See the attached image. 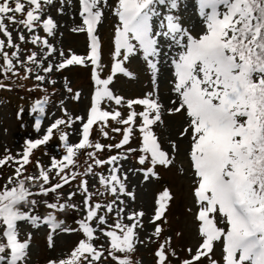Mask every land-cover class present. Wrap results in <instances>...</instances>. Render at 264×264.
Segmentation results:
<instances>
[{
  "label": "snow or ice",
  "instance_id": "6c2138e0",
  "mask_svg": "<svg viewBox=\"0 0 264 264\" xmlns=\"http://www.w3.org/2000/svg\"><path fill=\"white\" fill-rule=\"evenodd\" d=\"M78 3L82 24L72 31L86 32L87 56H65L60 51L61 61L49 62L45 67L44 62L57 53V49L49 39L36 34V30L41 29L47 37L56 35L58 22L45 7L55 6L54 0H0V34L6 38L0 39V75H18L19 65L25 69L27 79L34 71L28 65L51 74L90 62L96 86L86 122L82 116L58 118L42 138L26 142L19 160L11 155L0 158V166L8 162L19 165L15 176L0 190V264H30L32 233H26V238L21 240L18 222L34 229L41 226L50 229L47 235L50 249L56 246L54 234H81L82 238L64 258L49 259L48 264H108L109 259L112 264H132L130 254L143 243L138 235L139 230L146 231L142 219L145 212H128V203L122 199L135 200L134 192L129 191L126 184L127 172L121 175L122 162L139 152L136 162L141 167L129 171L142 173L145 181L158 178L157 166L167 168L173 164L169 152L153 131V126L161 122L163 105L157 98L158 87L155 86L163 66L171 70V91L176 97L171 101L174 107L168 112L185 117V126L179 135L189 139L188 156L195 185L192 195L200 238L195 253L191 254L189 248V258L180 264H201L204 259L208 264H221L213 258L217 244L221 246L222 264H264V0H194V4L191 0H114L113 4L109 0H78ZM109 8L118 22L114 29L110 74L101 78L104 65L101 44L95 33ZM18 15L21 19H17ZM192 15H198L203 24V31L198 35H193L185 23H190ZM9 24L20 26L30 37L26 39L20 31L19 43H16ZM23 43L41 49V56L38 58L37 52L32 51L22 59L20 45ZM5 49L12 51L9 54ZM138 55L151 71L154 89L143 98L125 100L109 86L117 74L134 78L125 64ZM35 80L43 83L46 76L36 74ZM48 83L54 85L56 81ZM4 86L0 83V88ZM64 87L72 93L67 83ZM79 95L76 93L72 99H78ZM48 102L49 95L45 94L32 106V112L37 113V132L41 130ZM106 102L118 107L106 110L101 107ZM137 106L143 110L137 111ZM120 107L127 108L126 116ZM76 121L81 122L82 128L78 143L72 144L68 133L60 131V126L72 128ZM109 121L119 127H112ZM94 125L99 126L105 139L110 138L105 131L109 127L122 138L115 144L94 142L90 139ZM54 130L59 131L66 154L60 159L53 157L47 168L37 161L38 176L24 175L33 150L49 142ZM136 133L139 148H126ZM105 149L120 151L106 159L99 158L97 154ZM171 149L177 150L175 142L171 143ZM82 150L92 163L87 164L83 172L73 171L78 167L77 157ZM105 166L107 175L94 170ZM52 173L59 182L51 184ZM77 176L98 178L99 188L92 192L87 179L80 181L77 191L83 197L86 214L76 221L78 228L72 229L54 213L79 210L71 203L76 191L69 192L65 202H60L62 194L58 191ZM37 183L36 192L26 186ZM105 194L111 195L110 202L92 203L94 196ZM50 195L52 202L47 199ZM171 198L169 190L165 189L155 200L150 223L154 225L153 236L157 238L163 231L157 222L163 220ZM40 205L49 210L43 217L34 211ZM109 214H114V224H109ZM98 233L106 239L107 247L95 244L100 238ZM169 246L170 239L158 245L155 264H170L169 255L176 253H169Z\"/></svg>",
  "mask_w": 264,
  "mask_h": 264
},
{
  "label": "rangeland",
  "instance_id": "374dc122",
  "mask_svg": "<svg viewBox=\"0 0 264 264\" xmlns=\"http://www.w3.org/2000/svg\"><path fill=\"white\" fill-rule=\"evenodd\" d=\"M191 2L194 4V0H191ZM109 3L113 4L114 0H109ZM54 4L55 6L46 5L45 7L58 22L59 26L56 30V35L54 37H47L41 29L37 28L36 30V34L40 35L42 38L49 39V42L57 49V53L53 54L52 57H49L48 60L44 62L45 67L49 62L55 64L61 61L62 58L59 57L60 51H63L65 56L76 54L85 57L89 51V41L86 32L80 33L72 31V29L82 24V20L78 14V0H54ZM192 11L193 9L190 8L189 13ZM17 19H21V17L18 15ZM117 22V18L112 15L111 9L109 8L105 10V15L96 29L95 34L101 44V62L104 65V70L100 74L101 78H106L110 74L112 53L114 51V29ZM185 23L189 26L193 35H198L203 31V24L198 15H192L190 23L188 21H185ZM8 27L12 31L13 40L16 43H19L18 35L20 31H23L26 39L30 37V33L23 30L18 25L13 26L9 24ZM0 39L6 40L2 34H0ZM20 47L23 52L22 59L32 51L37 52L38 58L41 56V49L30 43H23ZM5 50L8 51L9 54L12 51V49ZM0 63H2V58H0ZM165 65H167V61H165ZM28 66L32 67L34 71L28 75L27 79L24 78V81H29L36 87L39 85V87L45 88L46 90V93L45 90H42V92L33 90L34 94L38 96H44L45 94L49 95V102L45 105V118L41 120V130L37 132L35 129L37 113L32 112V106L36 100L30 97L29 86L23 85L21 82H11V87L16 89L19 88V91H17L18 94L15 93L14 96L11 94L10 90H0V158H3L5 155H11L15 160H19L22 157L26 142L42 138L47 128L58 118L67 120L68 116H71L73 119H75L76 116H82L85 122L87 119V112L91 105V97L96 87L91 76L92 66L90 62H86L84 65H71L60 72H53L51 74H45L42 70L36 69L33 65ZM125 67L133 74L134 78L117 74L109 86L114 94L120 95L127 100L143 98L148 92L153 91L154 85L152 84L151 71L147 69L141 56L131 57L130 60L126 62ZM17 73L18 75L16 76L18 77H20V74H23L24 77L26 75L25 69L19 65H17ZM36 74L45 75L46 81L43 83L37 82L35 80ZM0 77L6 79L12 78L13 76L5 77L4 75H0ZM50 80H55L56 83L54 85L48 83ZM172 81L173 76L171 75V70L167 66H163L160 73H158L157 86H155L158 87L157 98L163 105L161 110V122H157V124L153 126V131L157 135L162 147L169 152L170 157L173 159V164L167 168L157 166L156 172L158 173V178L145 181L142 173L129 171V169L141 167L136 162L139 152L130 155L127 161L122 162L123 171L121 175L127 172L128 179L126 184L128 190L134 192L135 200L131 201L125 197H122V199H125L128 203V212L133 210H143L145 212V216L142 219L146 231L139 230L138 239L143 241V243L138 244L136 251L133 252L135 256L134 259H132V264H155L156 258L154 253L158 245L169 239L170 246L168 247V251L169 253L172 251L176 253L175 256L169 255V262L170 264H180L183 259L189 258L190 253L188 249L191 248V254H194L200 243L197 231L198 222L195 220L197 207L192 195L195 185L194 175L188 156L190 151L189 139L181 138L179 135L185 126V117L182 114H169L168 112V109L174 107L171 101L176 99L175 94L171 91ZM9 82L10 81L7 80V83ZM65 83L72 88V93L66 91L64 87ZM76 93L80 94L79 98L72 99ZM20 97H24L26 100L30 101H21ZM101 107L106 110H111L118 106L114 103L109 106L106 102L103 103ZM119 110L126 116V107H120ZM136 110L141 111L143 109L141 106H137ZM65 113H67V115ZM137 123H139V121H137ZM109 124L112 127H119V125L112 124L111 121H109ZM81 128V122L76 121L72 128L60 126V131L68 133L69 142L75 144L78 143L80 139L79 133ZM105 131H108L109 139L102 137L99 126L94 125L91 133L92 137H94L93 141L107 145L115 144L122 138L121 134L113 133L110 127L106 128ZM172 142H175L177 145L176 151L171 149ZM125 147L138 149L139 134L136 133L132 142ZM34 151V158L24 167V175L38 176L39 169L37 168V161H39L40 165L47 168L50 166L53 157L60 159L62 155L66 154L62 147V142L59 140V131L57 130L53 131V135L49 142L39 146L38 149L33 150V152ZM118 151L120 150L113 149L109 152L105 149L102 153H98L97 155L101 159H106L110 155L117 154ZM81 153L87 158L85 151L82 150L80 154ZM79 159L80 163L78 166L83 172L87 164L92 163V161L87 158L89 162L85 164L84 159ZM18 166L19 165L14 162H8L4 166H0V190H3L4 185L8 183L10 177L15 176V168ZM144 167H147V165ZM94 170L107 175V166ZM50 178L51 184L58 180V177H56L54 173L50 174ZM83 179L89 181V190L96 192L99 188L98 178L94 179L92 177L82 176L81 180ZM81 180L75 181L58 190L62 194L60 202H65L67 200V194L69 192H77L71 203H74L79 210L66 209L64 212L54 213L58 220H63L65 226L72 229L78 228L76 221L82 219L86 214L83 209V197L79 191H77ZM26 186L32 189L33 187H38V183ZM165 189L169 190L172 198L168 202V208L163 220L157 222L160 223L163 228L160 237L157 238L153 236L154 225L150 223V219L154 215L156 206L155 200ZM100 190L103 191V189ZM111 200V195L105 194L102 196V199H98L97 202L105 204ZM92 203L94 204L96 202ZM34 211L36 214L43 217L49 210L43 205H40ZM108 222L110 225L114 224V214H109ZM18 223L19 231L21 232V240L26 238V233H32L30 240V264H48L49 259L64 258L70 250L73 249L78 240L82 238L81 234L78 232L54 234L56 246L54 249H50L47 244V235L50 229L46 226L34 229L23 222ZM125 223H128V221L125 220ZM220 226L223 225L221 224ZM97 235L100 236V238L95 241V244L98 247H107V241L102 237V234L98 233ZM221 252V246L217 244L213 258L221 261L222 264ZM108 264H112L110 259ZM201 264H208V262L204 259L201 261Z\"/></svg>",
  "mask_w": 264,
  "mask_h": 264
},
{
  "label": "trees",
  "instance_id": "16d2710c",
  "mask_svg": "<svg viewBox=\"0 0 264 264\" xmlns=\"http://www.w3.org/2000/svg\"><path fill=\"white\" fill-rule=\"evenodd\" d=\"M9 77H12V75L11 74H9L8 75ZM20 77H18V76H13L12 78H6V79H4V78H2V77H0V83H3L5 86L4 87H7L8 86V88L9 89H11V91H12V93L13 94H15V93H17V91H19V88H13V87H11L10 86V83L11 82H15V83H17V82H21L23 85H26V86H29L30 87V97H32L34 100H37V99H39V98H43V96L42 95H36V94H34L33 93V90H38L37 92H42V90H45V88H41V87H36V86H34L31 82H29V81H24V76H23V74L21 75H19ZM13 79V80H12ZM7 80H9L10 82L9 83H7ZM18 94V93H17ZM42 94V93H41ZM20 99H21V101H27V102H29L30 100H26L24 97H20ZM32 102V101H31ZM35 103V102H34ZM90 139L91 140H94V137H92V135H90ZM34 156H35V151L33 152V154H31L30 155V162H31V160L34 158ZM79 158H82V159H84L87 163L89 162L88 160H87V158L85 157V155H81V156H79V157H77V160H80ZM75 170H77L76 168H75ZM81 176H77V178L75 179V181H78V178H80ZM74 181V180H73ZM32 191L33 192H36V191H38V187H33L32 188ZM52 197V195H50L47 199L49 200V202L50 201H52L53 200V198H51ZM134 256H135V254L134 253H131L130 254V260L132 261V259H134Z\"/></svg>",
  "mask_w": 264,
  "mask_h": 264
}]
</instances>
